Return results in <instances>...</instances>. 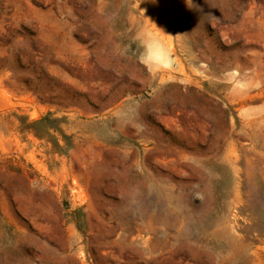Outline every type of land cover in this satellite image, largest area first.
I'll return each mask as SVG.
<instances>
[{"label":"rangeland","instance_id":"obj_1","mask_svg":"<svg viewBox=\"0 0 264 264\" xmlns=\"http://www.w3.org/2000/svg\"><path fill=\"white\" fill-rule=\"evenodd\" d=\"M0 264H264V0H0Z\"/></svg>","mask_w":264,"mask_h":264}]
</instances>
